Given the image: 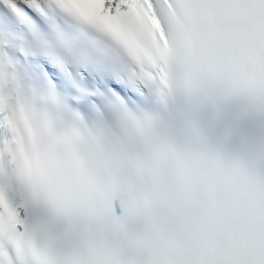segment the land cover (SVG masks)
Segmentation results:
<instances>
[{
  "label": "snow or ice",
  "instance_id": "1",
  "mask_svg": "<svg viewBox=\"0 0 264 264\" xmlns=\"http://www.w3.org/2000/svg\"><path fill=\"white\" fill-rule=\"evenodd\" d=\"M232 98L264 117V0H0V264H264Z\"/></svg>",
  "mask_w": 264,
  "mask_h": 264
}]
</instances>
